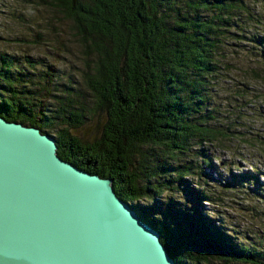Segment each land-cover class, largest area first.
I'll list each match as a JSON object with an SVG mask.
<instances>
[{"label":"trees","instance_id":"obj_1","mask_svg":"<svg viewBox=\"0 0 264 264\" xmlns=\"http://www.w3.org/2000/svg\"><path fill=\"white\" fill-rule=\"evenodd\" d=\"M32 3L44 9L36 10L37 31L31 41H15L35 45L61 23L79 48L78 63L62 69L46 56L0 51V117L54 133L60 159L111 179L115 194L160 234L175 264H205L211 257L264 264V234L239 242L198 207L183 208L163 197L182 190L193 193L196 202L218 201L186 183L205 176L203 166L213 168L206 146H221L226 136L204 102L230 41L245 39L243 15L253 20L245 2ZM56 43L65 46L63 40ZM94 117L101 122L99 134L82 139L78 131ZM251 171L230 172L229 180L217 182L223 190L249 185L252 200L264 204L259 177L264 172ZM258 211L264 216V209Z\"/></svg>","mask_w":264,"mask_h":264},{"label":"water","instance_id":"obj_2","mask_svg":"<svg viewBox=\"0 0 264 264\" xmlns=\"http://www.w3.org/2000/svg\"><path fill=\"white\" fill-rule=\"evenodd\" d=\"M56 150L54 136L0 117V264H175L111 179Z\"/></svg>","mask_w":264,"mask_h":264},{"label":"rangeland","instance_id":"obj_3","mask_svg":"<svg viewBox=\"0 0 264 264\" xmlns=\"http://www.w3.org/2000/svg\"><path fill=\"white\" fill-rule=\"evenodd\" d=\"M243 1L250 8L253 20L248 21L243 15L245 39L230 41L232 46L224 51L226 58L219 70L220 76L208 87L204 102L210 106L208 110H214L213 123L217 130L226 136L220 138L221 146L216 143L206 146V154L213 168L203 166L205 176H200L198 181L190 177L186 183L191 190L198 188L218 201L196 202L193 193L191 195L182 190L167 191L163 197L171 198L183 208L198 207L205 219L247 244L249 237L257 238L264 234V216L258 211L264 209V204L252 200L246 189L249 185L243 188L235 184L223 190L217 182L218 179H230V172L234 175L246 170L252 172V167L261 174L264 172V0ZM32 2L0 0V51L6 50L16 56L23 53L33 54L36 58L46 56L62 69L77 64L79 48L75 46L68 28L61 23H57L55 31L45 32L44 39L35 45L15 41H31L37 31L34 24L38 22L36 10L44 9ZM60 40L64 41V47L56 43ZM100 126V119L94 117L78 134L82 139L93 138L99 134ZM50 135L55 137L54 133ZM259 177L264 183V177ZM140 204L147 205L143 202ZM205 264L243 263L211 257Z\"/></svg>","mask_w":264,"mask_h":264}]
</instances>
